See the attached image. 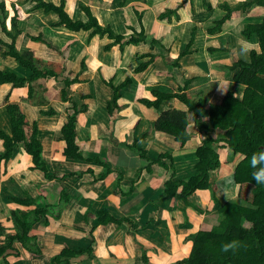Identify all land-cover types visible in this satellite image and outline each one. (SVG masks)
I'll return each instance as SVG.
<instances>
[{
  "label": "crops",
  "instance_id": "obj_1",
  "mask_svg": "<svg viewBox=\"0 0 264 264\" xmlns=\"http://www.w3.org/2000/svg\"><path fill=\"white\" fill-rule=\"evenodd\" d=\"M246 1L127 0L119 8L115 0H44L56 6L65 2L75 22L90 23V10L102 28L125 40L144 34L145 41L122 48L124 41L121 45L93 31L60 26L57 14L35 9L30 0H0L6 5L0 23L6 22L11 33L19 31L16 50L44 74L54 75L19 89L0 86V129L11 134L7 107L17 104L25 115L27 136L35 124L38 128L47 166L36 168L22 144L0 165V223L7 232H16L13 215L18 209L45 210L34 227L42 253L22 250L11 264H50L66 248L86 250L68 257L70 264H180L188 256L195 234L209 227H198L195 207L166 196L165 184L190 176L207 134L198 131L191 113L193 135L183 145L158 130L156 122L163 112L186 110L185 104L178 98L165 99L159 107L143 101L154 102V92L181 94L187 82L190 100L220 103L234 90L229 68L259 50L255 41L242 36L243 30L260 23L264 14L251 6L234 12L219 32L212 31L226 17V5ZM0 40L10 43L1 29ZM7 51L0 46V72L28 77ZM75 104L82 158L64 153L63 127ZM206 110L199 119L207 118ZM214 147L222 161L219 145ZM224 167L222 161L212 173L218 194L214 177ZM21 198L34 201H16ZM190 199L207 209L211 191L197 190Z\"/></svg>",
  "mask_w": 264,
  "mask_h": 264
},
{
  "label": "trees",
  "instance_id": "obj_2",
  "mask_svg": "<svg viewBox=\"0 0 264 264\" xmlns=\"http://www.w3.org/2000/svg\"><path fill=\"white\" fill-rule=\"evenodd\" d=\"M30 1L35 3V9L57 14L60 17V26L72 32L93 31L92 35L109 36L121 45L124 41L122 48L125 45L145 41L144 34L125 40L115 35L111 29L102 28L90 10H88L90 23L85 24L73 20L66 10L65 2L56 6L44 0ZM126 2L127 0H115L114 4L115 7L121 8ZM253 5L264 9V0H248L237 6L226 5L224 9L227 15L217 24L212 33L219 32L234 12L245 11ZM0 11L3 14L6 13L5 3L0 4ZM0 29L1 33L10 40V43L0 40V46L6 48L7 55L29 73L28 77L22 78L14 73L0 72V86L11 84L14 89H19L27 83L32 85L39 79L54 77L51 73L44 74L28 61L26 56L16 50L15 42L19 31L14 33L8 31L6 22L0 23ZM242 36L248 41H255L259 45V50H253L248 60L239 61L229 68L231 73H234L233 82L236 85L220 103H212L205 98L190 100L186 95L189 82L186 83L181 94L170 96L154 92L156 97L154 102L143 101L147 106L159 107L165 99L178 98L185 104L186 110L163 112L156 122L158 130L172 135L183 145L193 135L189 130L191 113L194 114L198 131L207 134L203 144L197 149V161L193 172L184 180L169 179L165 184V195L183 201L187 206L195 207L199 212L205 213L192 202L190 197L197 190H210L214 203L211 211L221 218L220 230L198 231L190 253L179 262L180 264H264V183H258L254 179V174L264 171V16L260 23L246 25ZM66 84L69 85V83ZM117 96L115 92L114 100L118 99ZM63 99H68L66 93H63ZM73 109L74 113L70 115L63 127L66 144L64 153L73 158H82L84 154L76 143L78 105L75 104ZM204 110H206L207 118L199 119ZM7 111L10 116L11 134L0 129V138L4 141V150L0 151V165L13 157L16 145L22 144L25 152L32 156L34 166L46 170L47 166L42 156L43 146L38 138L36 124L33 127V133L28 137L25 131L27 125L25 115L19 106L9 104ZM216 131H218L217 135L211 134ZM215 144L241 157L234 167V181L238 185L252 186L250 199L243 200L236 197L225 201L218 196L212 173L221 167L222 162L219 152L214 147ZM16 201L32 205L34 199L21 198ZM44 211V209L36 208L15 211L13 215L16 222L15 233L7 232L8 228L0 223V264H11V259L15 260L22 256V250H27L34 255L42 253L34 227L40 219V213ZM104 213L107 211L100 212L101 220ZM123 221L124 219H114L117 224ZM83 252L86 250L73 251L66 248L59 255L54 256L50 264H70L68 257Z\"/></svg>",
  "mask_w": 264,
  "mask_h": 264
},
{
  "label": "rangeland",
  "instance_id": "obj_3",
  "mask_svg": "<svg viewBox=\"0 0 264 264\" xmlns=\"http://www.w3.org/2000/svg\"><path fill=\"white\" fill-rule=\"evenodd\" d=\"M253 6H255V5H253ZM257 8L259 10L262 9V13L264 14L263 8H260V7H257ZM228 56L230 58L232 57V53L230 51H229ZM219 151L221 152L222 161L226 164L227 167L222 168V171L219 172L218 174H216L215 175L216 177H214V179L216 180V182H215L216 185L220 186V187H218L219 191H220L218 196L225 201H228V200H230L232 198H236V197L242 198L243 200L247 199V198L250 199L251 194H252V186L248 185V184L238 185L234 181V174H233L232 170H234V167L236 166L237 162L241 159V157L239 155H234L231 150L225 149L221 146H220ZM227 171H229V173H227ZM224 174H225V176H224ZM210 202H211V204L207 209H202L203 211H205V213H201L199 211H197V213H196L201 218V222L198 224V227L202 228V226H208L209 228H205V229L218 230L219 229V222L221 221V218L219 216H217L215 212L211 211L214 203H213L212 199L210 200ZM209 211L213 214L211 215V213H207ZM209 215H211V216H209ZM222 223H225V222H222Z\"/></svg>",
  "mask_w": 264,
  "mask_h": 264
},
{
  "label": "clouds",
  "instance_id": "obj_4",
  "mask_svg": "<svg viewBox=\"0 0 264 264\" xmlns=\"http://www.w3.org/2000/svg\"><path fill=\"white\" fill-rule=\"evenodd\" d=\"M254 179L257 180L258 183H264V171L254 174Z\"/></svg>",
  "mask_w": 264,
  "mask_h": 264
}]
</instances>
